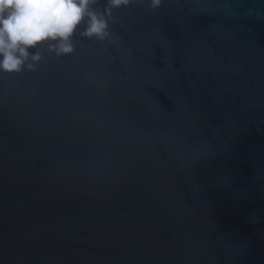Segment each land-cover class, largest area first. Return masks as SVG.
Returning a JSON list of instances; mask_svg holds the SVG:
<instances>
[{
	"label": "water",
	"instance_id": "obj_1",
	"mask_svg": "<svg viewBox=\"0 0 264 264\" xmlns=\"http://www.w3.org/2000/svg\"><path fill=\"white\" fill-rule=\"evenodd\" d=\"M149 2L0 73V264H264V0Z\"/></svg>",
	"mask_w": 264,
	"mask_h": 264
},
{
	"label": "clouds",
	"instance_id": "obj_2",
	"mask_svg": "<svg viewBox=\"0 0 264 264\" xmlns=\"http://www.w3.org/2000/svg\"><path fill=\"white\" fill-rule=\"evenodd\" d=\"M130 0H106L103 13L92 8L96 0H0V73L33 70L41 59L42 43L56 56L73 51L72 36L81 21L80 35L102 40L111 10L128 6ZM161 0H150L155 9ZM86 18V19H85Z\"/></svg>",
	"mask_w": 264,
	"mask_h": 264
}]
</instances>
